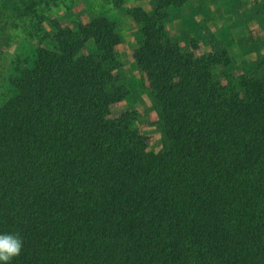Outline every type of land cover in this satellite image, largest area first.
<instances>
[{"label": "trees", "instance_id": "1", "mask_svg": "<svg viewBox=\"0 0 264 264\" xmlns=\"http://www.w3.org/2000/svg\"><path fill=\"white\" fill-rule=\"evenodd\" d=\"M150 1L129 15L158 151L118 80L120 20L70 27L72 12L26 17V0H0V234L23 244L9 264H264V55L260 73L244 62L225 83L216 70L233 60L213 33L203 56L168 36L171 19L185 39L199 31L191 0Z\"/></svg>", "mask_w": 264, "mask_h": 264}, {"label": "rangeland", "instance_id": "2", "mask_svg": "<svg viewBox=\"0 0 264 264\" xmlns=\"http://www.w3.org/2000/svg\"><path fill=\"white\" fill-rule=\"evenodd\" d=\"M25 10L28 8L29 16L35 12L40 13L46 19L65 18L70 12L72 17L66 19L64 24L72 27V21H78L77 15L81 17L84 23L89 20V13H106L120 20L119 33L122 36V44L119 47V62L123 65L120 73H117L118 80L123 82L132 91L129 99L130 103L140 112L141 123L140 130L150 138L151 149L158 151L161 148V137L156 129L157 114L152 109L151 101L148 95H138L137 84L142 79V75L136 70L133 64V51L138 46L136 26L129 15V11L138 7L151 9L150 0H26ZM121 1L123 4L119 7L115 3ZM227 3L232 6H228ZM37 2V3H35ZM221 2H225V5ZM264 0H191L189 7L194 9L200 29L195 34L189 35L185 39L183 34L184 25L178 19H171L167 22L166 30L168 36L177 41L185 51L193 52L197 56H203L212 52L208 40V33H213L214 37L220 43L233 60L229 69L223 67L216 70L221 80L226 83L227 76L237 77L244 71V62L250 64L253 74L260 73L259 65L263 59L264 49L262 41L264 40V28L258 23L260 5ZM1 5V3H0ZM22 6V5H21ZM20 6V7H21ZM191 12V11H190ZM192 15V12L187 13ZM25 17V16H24ZM80 20V21H81ZM28 18L20 21L7 32L4 41L8 42L9 47L4 50L6 63L13 60L19 53L16 52V45L20 44L22 38L28 37L27 28L29 26ZM227 34V38H224ZM253 46L261 49L255 52ZM134 88V90L132 89ZM135 91V92H134ZM125 105V104H124ZM124 105L118 106L115 111L120 112Z\"/></svg>", "mask_w": 264, "mask_h": 264}, {"label": "clouds", "instance_id": "3", "mask_svg": "<svg viewBox=\"0 0 264 264\" xmlns=\"http://www.w3.org/2000/svg\"><path fill=\"white\" fill-rule=\"evenodd\" d=\"M22 241L18 234H0V262L9 264V262L20 255Z\"/></svg>", "mask_w": 264, "mask_h": 264}]
</instances>
